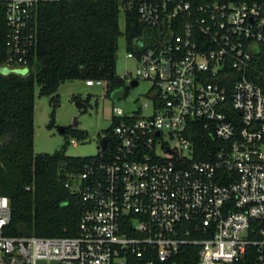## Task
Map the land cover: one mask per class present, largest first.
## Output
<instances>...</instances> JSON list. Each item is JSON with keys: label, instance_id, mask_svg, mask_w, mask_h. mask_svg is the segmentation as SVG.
<instances>
[{"label": "built area", "instance_id": "1", "mask_svg": "<svg viewBox=\"0 0 264 264\" xmlns=\"http://www.w3.org/2000/svg\"><path fill=\"white\" fill-rule=\"evenodd\" d=\"M64 1L73 0H0L9 26L1 68L29 71L38 9ZM102 1L144 26L128 44L136 77L122 79L128 89L150 82L148 102L114 108L106 149L100 142L76 175L77 236L8 235L11 202L0 196V264H128L146 253L174 264L184 246L199 248L197 264H264V3ZM199 130L218 142L206 160L189 138Z\"/></svg>", "mask_w": 264, "mask_h": 264}, {"label": "trees", "instance_id": "2", "mask_svg": "<svg viewBox=\"0 0 264 264\" xmlns=\"http://www.w3.org/2000/svg\"><path fill=\"white\" fill-rule=\"evenodd\" d=\"M194 5L220 2L264 3V0H190ZM121 7L116 2L73 0L47 2L40 5L35 30L37 46L30 54L26 76L0 72V196L11 202L12 222L7 230L11 236L75 237L82 217L81 195L67 185L72 176L83 172L86 163L98 157H73L66 146L54 154H35V88L40 95L51 98V122L55 126L60 106L59 87L73 80H103L107 94L125 82L116 73L119 39L127 44L139 36L144 26L137 13H128L125 31L120 27ZM9 33L6 10L0 4V64L8 54ZM129 49V46H128ZM1 69V67H0ZM113 123L105 132L114 133ZM200 124V123H194ZM79 140L86 131L65 128ZM194 142L196 159L206 160L209 149L218 147L205 132L189 136ZM198 247L184 246L172 262L197 264ZM149 252V251H148ZM146 253L143 258L130 256L128 264H172L160 262ZM150 256V257H149ZM152 259V260H151Z\"/></svg>", "mask_w": 264, "mask_h": 264}, {"label": "rangeland", "instance_id": "3", "mask_svg": "<svg viewBox=\"0 0 264 264\" xmlns=\"http://www.w3.org/2000/svg\"><path fill=\"white\" fill-rule=\"evenodd\" d=\"M124 14L120 18L121 30L125 31ZM138 62L128 57V44L123 35L119 39L117 52L116 73L121 78L129 76L136 77ZM0 72L4 75L11 73L7 68H1ZM13 73L26 76L27 69H18ZM126 86L128 81H124ZM151 83L140 81L135 88H129L126 100L113 102L107 94L106 85L87 86L85 80L67 81L59 87L57 94L60 96V106L56 111L55 126L49 128L51 122V98L40 95V86L35 88V154H54L66 146V154L73 157H93L100 151V140L105 135L108 128L112 126L114 108L119 107L124 110L127 102H138L140 104L148 102V94ZM85 103L87 111L81 110L76 103ZM60 128H71V130L86 131L88 136L85 140H79L71 131L66 135L60 133ZM76 139L78 146L74 147L71 141ZM177 144V142H172ZM70 188L77 190L80 178L75 176L70 180Z\"/></svg>", "mask_w": 264, "mask_h": 264}, {"label": "water", "instance_id": "4", "mask_svg": "<svg viewBox=\"0 0 264 264\" xmlns=\"http://www.w3.org/2000/svg\"><path fill=\"white\" fill-rule=\"evenodd\" d=\"M138 82L134 81L131 84V88H135L137 87ZM127 91H128V87L126 86H122L119 89L115 90L114 92L111 93L110 97L112 99L113 102H119L122 101L126 98L127 96ZM77 107L81 110H84L85 112L87 111V107L85 105V103L78 101L76 103ZM125 111L127 113H133V112H137V108L136 105L133 103H126L125 104ZM60 133L64 134L65 133V128H60ZM107 143H108V139L106 137H102L101 139V147L103 149H106L107 147Z\"/></svg>", "mask_w": 264, "mask_h": 264}, {"label": "flooded vegetation", "instance_id": "5", "mask_svg": "<svg viewBox=\"0 0 264 264\" xmlns=\"http://www.w3.org/2000/svg\"><path fill=\"white\" fill-rule=\"evenodd\" d=\"M123 86H126V85H123ZM128 92H129V89H128V91H127V94H128Z\"/></svg>", "mask_w": 264, "mask_h": 264}]
</instances>
